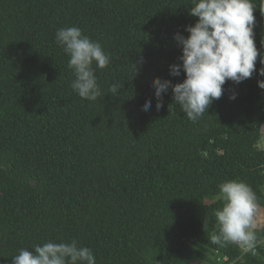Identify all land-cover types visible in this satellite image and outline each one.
Returning <instances> with one entry per match:
<instances>
[{
	"label": "trees",
	"instance_id": "obj_1",
	"mask_svg": "<svg viewBox=\"0 0 264 264\" xmlns=\"http://www.w3.org/2000/svg\"><path fill=\"white\" fill-rule=\"evenodd\" d=\"M253 3L264 53V0ZM191 6L0 0V264L20 249L72 240L90 247L96 264H264V245L244 255L209 240L223 181L247 182L264 211V77L227 81L195 123L171 88L156 108L153 79H185L170 65L182 63L174 34L187 37L198 19ZM70 26L110 54L106 68L93 64L96 101L70 86L69 57L55 40ZM257 236L264 241V224Z\"/></svg>",
	"mask_w": 264,
	"mask_h": 264
},
{
	"label": "clouds",
	"instance_id": "obj_2",
	"mask_svg": "<svg viewBox=\"0 0 264 264\" xmlns=\"http://www.w3.org/2000/svg\"><path fill=\"white\" fill-rule=\"evenodd\" d=\"M189 15L198 18L194 25L185 27L188 36L174 34L182 49L180 64L170 65V75L185 79L176 84L170 80L154 78L152 86L157 99L156 108L162 107V96L169 88L173 101L193 123L197 122L224 93L227 81L239 84L252 77L254 72L264 77V67L257 70L256 63L264 65V53L255 44L254 27L256 9L253 0H191ZM55 40L68 55V68L74 79L71 88L81 97L96 101L102 95L97 82L96 68L104 69L111 63L110 54L103 46L83 34L77 26L60 28ZM264 90V79L257 81ZM112 91H116L113 86ZM233 94L230 99H235ZM144 111L151 108L146 100ZM223 205L214 212L215 230L210 243L224 248L234 244L246 252H255L261 241L257 231L260 205L251 186L238 179L225 180L218 185ZM207 222L204 221V229ZM12 264H96L93 250L78 241H48L34 246V250L20 249L12 257Z\"/></svg>",
	"mask_w": 264,
	"mask_h": 264
},
{
	"label": "rangeland",
	"instance_id": "obj_3",
	"mask_svg": "<svg viewBox=\"0 0 264 264\" xmlns=\"http://www.w3.org/2000/svg\"><path fill=\"white\" fill-rule=\"evenodd\" d=\"M261 146L264 148V134H263V137H262ZM257 220H258V224L260 226H262L264 224V211H260L259 210V214H258Z\"/></svg>",
	"mask_w": 264,
	"mask_h": 264
},
{
	"label": "built area",
	"instance_id": "obj_4",
	"mask_svg": "<svg viewBox=\"0 0 264 264\" xmlns=\"http://www.w3.org/2000/svg\"><path fill=\"white\" fill-rule=\"evenodd\" d=\"M261 245H264V241H261V243H259L258 246H257V248L255 249V252H254V253L252 252V253H253V254H257V253H258V250H257V249H258V247L261 246ZM247 253H249V252H246V251L244 250V255L247 254Z\"/></svg>",
	"mask_w": 264,
	"mask_h": 264
}]
</instances>
